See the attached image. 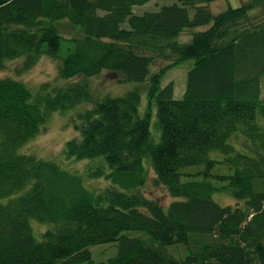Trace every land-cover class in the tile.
<instances>
[{
    "label": "trees",
    "instance_id": "trees-1",
    "mask_svg": "<svg viewBox=\"0 0 264 264\" xmlns=\"http://www.w3.org/2000/svg\"><path fill=\"white\" fill-rule=\"evenodd\" d=\"M147 1L0 0V68L22 57L25 69L47 54L65 80L32 93L0 78V198L22 190L0 203V264H102L89 248L103 243L115 246L107 264H264V0L216 14L207 8L215 0L132 13ZM158 59L167 63L151 71ZM185 60L192 66L174 98L172 81L161 79ZM102 70L119 82L147 80L142 115L138 88L93 99L84 80L68 82ZM81 102L91 106L76 114L78 136L64 153L104 160L107 173L87 175L110 182L98 191L50 160L17 153L52 112ZM149 178L177 199L164 207L144 196ZM217 192L234 205L216 203ZM29 218L54 228L37 239Z\"/></svg>",
    "mask_w": 264,
    "mask_h": 264
},
{
    "label": "rangeland",
    "instance_id": "rangeland-1",
    "mask_svg": "<svg viewBox=\"0 0 264 264\" xmlns=\"http://www.w3.org/2000/svg\"><path fill=\"white\" fill-rule=\"evenodd\" d=\"M246 0H215L207 4L208 10L212 14H216L224 10L227 6L237 7L244 3ZM181 4V0H148L144 4L134 5L132 7V13L140 15L146 11L157 10L162 5ZM194 10L188 8V13L192 16ZM126 26V23L124 24ZM205 27H199L197 30H201ZM190 30H186L181 33L178 38L179 41H186L189 38ZM194 31V30H193ZM65 36H67L65 34ZM190 40V39H189ZM23 58H13L5 62V66L0 68V78L10 77L24 83L27 88L34 93L43 82H49L51 84H63L65 82L59 76V60L53 56L43 54L38 60L30 67L22 69ZM167 62L158 59L155 60L151 66V71L157 70L164 66ZM192 66V60H185L177 67L170 68L165 71L161 85H165L169 81H172L174 87V98H180L186 83V73ZM120 76L117 73L109 70H102L100 74L89 77L87 79L81 76H76L68 80L69 81H85L90 88L91 96L93 99L100 98L107 94L109 96L122 95L125 92L138 88L140 94V101L138 104V113L142 115L146 108V91L147 80L143 82H119ZM261 95L264 98V79L261 85ZM91 104L89 102H81L72 108H68L63 111L52 112L45 124L41 127L39 132L22 145L17 148V153L24 155H31L36 158L50 160L56 163L61 168L78 174L83 180L84 186L90 191H98L102 188L109 186L110 182L103 176L91 177L87 176L89 171H94L97 167L103 166L105 173L108 172V168L104 160L99 158H84L74 159L68 157L64 153L65 143L67 140L78 136L77 131L73 127V123L76 121V114L86 108H89ZM155 115L153 114L149 123V132L151 139L154 142L159 140V132L155 125ZM236 145L242 143L241 137L234 139ZM210 157H221L218 151L209 153ZM218 166V167H217ZM216 169L225 173L228 172V168L225 165H217ZM149 175L152 177V170L150 169ZM139 191L148 198L156 200L162 206H166L170 201L177 198L171 197L166 189L162 185H156L152 179H148L145 185L139 188ZM22 190L13 192L7 197H1L0 203H6L9 198H13L20 194ZM213 200L219 205L233 206L235 200L233 197L224 192H217L212 196ZM29 225L32 229L34 237L41 238L42 232L47 229H53L54 226L49 222H38L32 218H29ZM91 257L94 262L107 264V259L114 255L115 246L113 243H103L91 246L89 248ZM86 264V263H84Z\"/></svg>",
    "mask_w": 264,
    "mask_h": 264
}]
</instances>
